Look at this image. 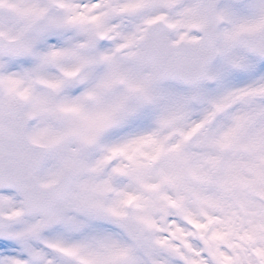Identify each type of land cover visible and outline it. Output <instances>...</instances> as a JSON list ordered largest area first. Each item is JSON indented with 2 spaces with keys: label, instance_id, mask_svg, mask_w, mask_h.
<instances>
[{
  "label": "snow or ice",
  "instance_id": "obj_1",
  "mask_svg": "<svg viewBox=\"0 0 264 264\" xmlns=\"http://www.w3.org/2000/svg\"><path fill=\"white\" fill-rule=\"evenodd\" d=\"M0 264H264V0H0Z\"/></svg>",
  "mask_w": 264,
  "mask_h": 264
}]
</instances>
